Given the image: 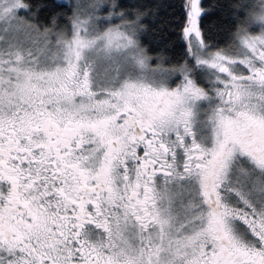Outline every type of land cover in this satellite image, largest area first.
<instances>
[{
  "label": "snow or ice",
  "instance_id": "snow-or-ice-1",
  "mask_svg": "<svg viewBox=\"0 0 264 264\" xmlns=\"http://www.w3.org/2000/svg\"><path fill=\"white\" fill-rule=\"evenodd\" d=\"M0 264H264V0H0Z\"/></svg>",
  "mask_w": 264,
  "mask_h": 264
}]
</instances>
